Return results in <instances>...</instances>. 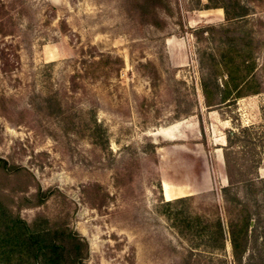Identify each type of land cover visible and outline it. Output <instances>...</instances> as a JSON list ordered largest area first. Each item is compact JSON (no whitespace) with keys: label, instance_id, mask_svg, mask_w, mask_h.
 <instances>
[{"label":"rangeland","instance_id":"rangeland-1","mask_svg":"<svg viewBox=\"0 0 264 264\" xmlns=\"http://www.w3.org/2000/svg\"><path fill=\"white\" fill-rule=\"evenodd\" d=\"M4 1L13 20L0 47L12 43L19 61L5 73L0 58V157L32 175L0 176V184L27 187L18 195L39 184L63 193L22 215L30 221L39 211L68 212L90 244L84 264H236L222 193L224 148L229 130L256 144L264 176V0H243L263 43L260 91L211 105L203 81L211 79L210 53L222 57L223 47L200 30L226 19L222 7H205L209 0H170V10L158 9L160 27L128 17L121 0ZM93 51L119 55L124 65L87 76L80 59ZM55 89L63 111L49 114L43 97ZM95 119L106 145L90 136ZM180 196L188 197L179 207L195 215L201 233L215 231L220 216L224 248L180 231L184 224L170 217L176 206L163 202Z\"/></svg>","mask_w":264,"mask_h":264},{"label":"trees","instance_id":"trees-1","mask_svg":"<svg viewBox=\"0 0 264 264\" xmlns=\"http://www.w3.org/2000/svg\"><path fill=\"white\" fill-rule=\"evenodd\" d=\"M121 6L128 17L160 27L164 24V19L158 9L170 10L171 1L121 0ZM7 7V3L0 0V19L3 20L0 33L4 36L10 33L4 29L6 22L13 20ZM205 7H222L226 19V23L207 25L200 30L201 33L207 31L211 41L223 47L218 52L222 57L218 58L216 52L210 53L211 79L205 78L203 81L207 104L224 102L232 93L237 97L260 91L255 68L256 55L263 43L257 37V29L249 18L250 6L243 0H209ZM9 47H13L12 43L0 47L1 68L5 73H10L13 64L19 61L18 51L8 50ZM96 56L93 51L89 56L83 53L80 59L87 76H106L114 69L120 70L124 65V59L119 55L112 57L110 53H100L98 58ZM221 66L225 68L228 76L224 86L217 80ZM43 102L49 114L63 111L58 89L48 91ZM190 110L187 107L185 112ZM91 128L93 142L106 145L108 140L103 136L106 130L102 123L95 119ZM247 129L243 128V132ZM227 138L224 156L228 182L222 186V193L229 211L232 258L236 264H264V176L259 174V150L251 141L242 142L236 131L229 130ZM11 174L32 175L26 167L9 163L7 159L0 157L1 178ZM19 191H27V187L8 191L0 184V264H84L90 253V244L69 223L68 212L49 215L39 211L30 221L21 213L24 207L39 206L45 204L53 195L63 194L61 190L44 189L39 184L31 195H18ZM187 199V196H180L163 202L176 206L170 217L178 226L184 224V227H180L182 233L205 235L200 232L195 215L187 212L186 208L179 207ZM217 226L215 231H208L205 236L216 238L219 242L214 246L224 248L225 233L219 215Z\"/></svg>","mask_w":264,"mask_h":264},{"label":"water","instance_id":"water-1","mask_svg":"<svg viewBox=\"0 0 264 264\" xmlns=\"http://www.w3.org/2000/svg\"><path fill=\"white\" fill-rule=\"evenodd\" d=\"M254 220H252V223H253Z\"/></svg>","mask_w":264,"mask_h":264}]
</instances>
